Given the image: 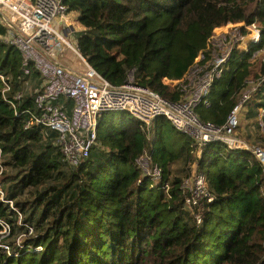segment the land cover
Here are the masks:
<instances>
[{
    "label": "trees",
    "instance_id": "1",
    "mask_svg": "<svg viewBox=\"0 0 264 264\" xmlns=\"http://www.w3.org/2000/svg\"><path fill=\"white\" fill-rule=\"evenodd\" d=\"M64 4L79 13L85 31L77 46L93 68L114 85L125 83L134 70L138 84L169 100L185 92L163 79L182 78L215 27L257 23L261 41L234 50L213 82L211 105H198L196 112L202 121L222 125L251 79L262 84L251 105L264 106V63L252 62L254 51L264 47V0ZM0 48V73L10 79L12 92L26 80L37 88L39 71L24 75L21 53L4 43ZM208 58L205 51L201 63ZM1 90L0 80V156L15 172L2 183L18 211L0 198V219L13 237L27 233V226L33 232L9 242L10 253L0 248V264H264V171L251 150L211 141L193 155L191 138L165 117L147 125L107 112L99 118L90 157L72 164L55 144V132L24 129L25 114L16 116ZM19 106L21 111L33 102ZM142 155L160 166L161 179L143 173ZM191 162L205 175L209 192L199 203L187 202L183 186ZM25 189H35L33 200L23 201Z\"/></svg>",
    "mask_w": 264,
    "mask_h": 264
},
{
    "label": "built area",
    "instance_id": "2",
    "mask_svg": "<svg viewBox=\"0 0 264 264\" xmlns=\"http://www.w3.org/2000/svg\"><path fill=\"white\" fill-rule=\"evenodd\" d=\"M4 12L11 14V18L18 24L12 27L8 23V17L4 16V21L12 30L8 35L0 36V43L10 45L21 53L24 75L29 76L33 68L41 73L42 80L35 89L30 80H26L21 90L12 92L10 79L0 73L2 98L12 107L16 116L25 114L24 129L41 127L55 132L56 144L70 163L78 164L90 157L92 146L97 141L102 113L124 111L147 125H152L157 118L165 117L178 131L191 138L190 150L193 155L200 154L204 144L211 141H222L233 148L249 149L258 158L264 171V148L259 145L249 147L236 136L239 111L242 103L252 97V90L249 94L247 90H243L242 101L234 106L222 125L204 122L196 112L198 105H211L213 82L221 77L234 50L242 46L244 41H247V45L261 41L262 28L257 23L242 21L215 27L205 48L183 77L163 79L165 83L170 81L179 85L185 92L184 97L169 100L157 91L138 84L134 70L125 83L114 85L93 68L78 46H73L57 30V27H62L66 36L74 31L64 0H0V15ZM248 48L249 45L244 47L246 50ZM65 50L73 52L82 65L81 69H75L64 60L54 58L55 51L63 56ZM205 51L209 52V58L201 63L205 58ZM30 98L33 106L20 111L19 105ZM67 98L73 102L71 108L61 103L62 99L67 101ZM260 116L259 124L264 130V110ZM138 164L152 180L161 179L160 166L153 164L147 155H142ZM2 171L0 158V176ZM183 186L189 192L188 203H199L209 196L205 175L196 169ZM0 198L18 211L14 202L5 196L1 181ZM0 225L8 235L11 230L9 223L0 219ZM27 227V233H32L33 228ZM27 233L19 235L17 243ZM0 248L10 253V245L5 241H0Z\"/></svg>",
    "mask_w": 264,
    "mask_h": 264
},
{
    "label": "rangeland",
    "instance_id": "3",
    "mask_svg": "<svg viewBox=\"0 0 264 264\" xmlns=\"http://www.w3.org/2000/svg\"><path fill=\"white\" fill-rule=\"evenodd\" d=\"M4 16L8 17V23H10V25L12 27L17 26V24H18L16 20L11 18V14L4 12L3 15H0V31H2V32H0V36L6 35V34L8 35L12 30L11 27L8 24H6V22L4 21L5 20ZM78 16H79L78 12H75V11L69 12V20H70L71 24H73V26H74V31L72 34L66 36L63 28L57 27L58 32L61 33L62 35H64L66 37V39L73 46H77L78 37L85 31V28L78 21ZM242 46L247 47L248 46L247 41L242 42ZM254 52L253 53L255 55H253L254 59H252V62H253V60H257L258 65H260V67H261L262 64L264 63V48L261 49L260 51L257 50ZM63 53H64V55L62 54L63 56H60V53L55 51L53 53V56L55 59L64 60V62H66L69 66H71L75 69H81L82 65H80L78 58L74 56L73 52H71L70 50H65ZM0 54L3 55V51L1 50V48H0ZM119 58H121V57H119ZM38 75L41 76V78H42L41 73H39ZM248 81H251V82H248ZM248 81H247V86L245 87L244 90L245 91L247 90L248 94L252 90L253 92L251 91V95L253 93V96H254L257 92H259V88L262 84H260L259 80H257V79H251ZM176 82H177V80H176ZM168 83H170L171 85H176L175 83H171L170 81ZM263 94H264V92L262 93V95ZM67 99L70 101V103L65 101L64 99L61 100V103L63 105L67 104L71 108L73 106V102L71 99H69V98H67ZM251 99L253 100V98H250V99H248L242 103V107L239 111V126L236 130V136L239 137L241 140H243L249 147L254 146V145H259L262 148H264V130H262V128L259 124L260 117H261L260 115H261L262 111L264 110V106L257 107V108L255 106H252L251 105V103H252ZM241 101H242V93L238 97V103ZM70 114L71 113H69V115ZM123 114L125 116V119H123V120H126V121H128L130 118L133 117V115H131L129 112L123 113V111H114V112H111L110 118H114L116 120H119V119H122L121 116ZM0 158H1V163H2L3 157L0 156ZM193 162H191L189 164L190 167L187 168L186 177L188 179H191L193 172L195 171V168H196V166L193 165ZM2 165H3V169H6L7 174H1V176H0L1 183H2V181H4V178L6 175H9V174L15 175L14 171H11L6 165L4 166L3 163H2ZM68 165L71 166V164H69V163H68ZM4 184L5 183L3 182L2 186H3V189L5 191L6 187ZM42 189H43V187L41 188V190ZM34 195H35V189H25L21 195V198L23 199V201L28 200V199L33 200L35 198ZM14 205H15V203H14ZM10 233L11 232H9V234L7 235V233H5L2 229H0L1 241H5L8 244H9V242L11 243L12 241L17 243L20 236L13 237L10 235Z\"/></svg>",
    "mask_w": 264,
    "mask_h": 264
},
{
    "label": "crops",
    "instance_id": "4",
    "mask_svg": "<svg viewBox=\"0 0 264 264\" xmlns=\"http://www.w3.org/2000/svg\"><path fill=\"white\" fill-rule=\"evenodd\" d=\"M38 80H40V83H41V80H42L41 77H39ZM36 86H37V85H36ZM37 87H39V85H38Z\"/></svg>",
    "mask_w": 264,
    "mask_h": 264
}]
</instances>
